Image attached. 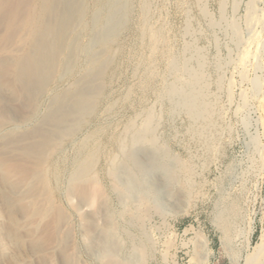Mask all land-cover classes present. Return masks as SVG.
Here are the masks:
<instances>
[{
	"label": "bare ground",
	"instance_id": "obj_1",
	"mask_svg": "<svg viewBox=\"0 0 264 264\" xmlns=\"http://www.w3.org/2000/svg\"><path fill=\"white\" fill-rule=\"evenodd\" d=\"M150 4V0H0V264H29L31 258L45 254L46 233L49 241L63 237L59 234L66 228L67 218L56 205L57 190L81 217V226L87 223L82 241L99 264H141L149 255L148 244L135 246V259L123 256L115 239L116 234L127 233L120 221L128 216L142 222L152 212L164 215L171 204L174 208L183 199L184 191L176 186L190 170L171 159L165 148L157 151L151 113L141 126L132 120L120 137L112 138L114 151L102 156L105 168L98 165L97 148L83 151L89 137H82V131L108 98V82L122 52V37L132 30L135 18L141 41L150 53L141 66L142 87L151 86L156 61L164 59L177 77L164 87L163 94L181 97L183 106L196 118L209 114L199 72L187 73V89L185 83L179 86L182 79L176 61L167 50H160L164 29L151 23ZM249 18L253 21V14ZM248 54L244 52L240 64L245 65ZM67 144H78L83 152L72 164L63 187L60 159ZM51 217L46 233L39 235L41 225ZM222 223L228 237L230 224ZM22 250L27 256L18 253ZM72 252L68 262L69 258H63V264L80 263ZM46 257H41L42 262L53 264L55 260ZM236 259L231 264H239ZM245 264H264V232L247 253Z\"/></svg>",
	"mask_w": 264,
	"mask_h": 264
},
{
	"label": "rangeland",
	"instance_id": "obj_2",
	"mask_svg": "<svg viewBox=\"0 0 264 264\" xmlns=\"http://www.w3.org/2000/svg\"><path fill=\"white\" fill-rule=\"evenodd\" d=\"M150 3L151 23L164 29L165 42L160 50H167L176 61V71L182 79L179 86L184 87L185 83L187 89V73L199 72L203 76L201 94L210 109L206 119L196 118L183 106L181 97L163 94L177 77L167 69L164 59L156 61L151 86L142 87L143 60L150 53L141 41L134 17L132 30L122 37V52L108 82V98L102 102L93 123L82 131V137H89L83 151L97 148L98 165L105 168L104 152L114 151L112 138L120 137L132 120L141 126L145 115L151 113L157 151L165 148L169 157L183 162L190 173L184 180L179 179L182 184L176 188L184 191L183 199L174 208L171 204L164 215L152 212L142 222L131 221L127 216L120 221L127 235L116 234L115 239L123 256L130 259L137 257L135 246L137 249L140 242L147 243L149 255L141 264H231L235 258L239 264H245L247 253L264 232V0H150ZM246 51L247 63L240 64ZM80 150L78 144L65 147L60 159L64 182L83 152ZM54 199L66 215L65 229L72 233L64 229L59 234L63 237L49 241L45 230L53 217L42 224L43 228L41 225L43 233L40 231L39 235L46 233L43 237L48 241L46 260L52 258L53 264H63V258H69L73 251L80 257L79 264H99L82 241L81 233L87 223L81 226V217L60 190ZM117 207L114 202V211ZM224 221L230 224L228 237L222 228ZM100 223L104 224L103 220ZM57 242L63 245L57 247ZM23 250L18 253L27 256ZM43 256L31 258L29 264H44Z\"/></svg>",
	"mask_w": 264,
	"mask_h": 264
}]
</instances>
